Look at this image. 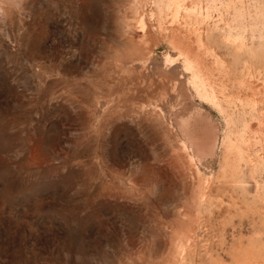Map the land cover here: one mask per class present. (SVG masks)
Wrapping results in <instances>:
<instances>
[{"label": "rangeland", "instance_id": "rangeland-1", "mask_svg": "<svg viewBox=\"0 0 264 264\" xmlns=\"http://www.w3.org/2000/svg\"><path fill=\"white\" fill-rule=\"evenodd\" d=\"M0 264H264V0H0Z\"/></svg>", "mask_w": 264, "mask_h": 264}]
</instances>
